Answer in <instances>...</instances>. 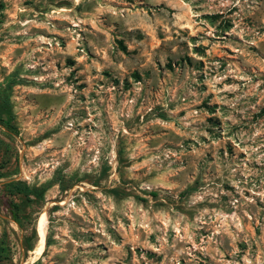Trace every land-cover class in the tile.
Wrapping results in <instances>:
<instances>
[{"label":"rangeland","instance_id":"374dc122","mask_svg":"<svg viewBox=\"0 0 264 264\" xmlns=\"http://www.w3.org/2000/svg\"><path fill=\"white\" fill-rule=\"evenodd\" d=\"M3 102L0 264H264V0H0Z\"/></svg>","mask_w":264,"mask_h":264},{"label":"trees","instance_id":"16d2710c","mask_svg":"<svg viewBox=\"0 0 264 264\" xmlns=\"http://www.w3.org/2000/svg\"><path fill=\"white\" fill-rule=\"evenodd\" d=\"M264 112V110H263ZM0 124H3L7 126L10 129L16 130L15 126L12 123V113L10 110V107L6 103H2L0 105ZM0 176H2V173H0ZM5 186L8 190V192L15 196L16 194H23L25 196H30L33 194L34 196L41 197L43 195V192L41 188L39 187H32L26 182L22 180H12L7 183H5ZM10 210L13 215V218L18 222V224H21L20 219V204L16 203L14 200L10 201ZM8 249L4 246H0V258L5 257L8 253Z\"/></svg>","mask_w":264,"mask_h":264},{"label":"bare ground","instance_id":"6f19581e","mask_svg":"<svg viewBox=\"0 0 264 264\" xmlns=\"http://www.w3.org/2000/svg\"><path fill=\"white\" fill-rule=\"evenodd\" d=\"M47 229V219L46 215H41V218L38 223V232H39V245L37 247V253L41 254L44 250L45 243H46V230ZM34 253V252H33ZM33 260V259H32Z\"/></svg>","mask_w":264,"mask_h":264}]
</instances>
